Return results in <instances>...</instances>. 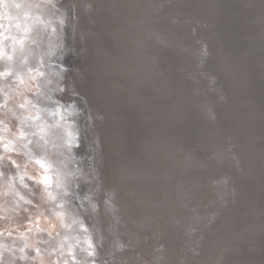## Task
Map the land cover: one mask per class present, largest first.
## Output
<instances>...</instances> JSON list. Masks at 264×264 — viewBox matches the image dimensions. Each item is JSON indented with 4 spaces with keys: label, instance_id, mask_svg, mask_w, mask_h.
I'll return each mask as SVG.
<instances>
[{
    "label": "water",
    "instance_id": "obj_1",
    "mask_svg": "<svg viewBox=\"0 0 264 264\" xmlns=\"http://www.w3.org/2000/svg\"><path fill=\"white\" fill-rule=\"evenodd\" d=\"M59 4L71 5L74 23L81 30L92 28L88 38L83 39L81 33L71 37L69 32L64 37L79 52L65 55L67 69L63 75L68 76L62 80L60 96L67 103L77 97L73 102L81 100L88 116L86 129L90 128L97 145L91 181L96 206L104 212V234L109 235L107 225L112 221L113 230L125 242L132 234H137L140 244L145 237L157 239L166 249L167 261L163 264H174L180 257L185 264H264V115H257L260 120L250 117V106L242 103L233 85L237 71L230 69V73L216 58L210 61L208 68L220 81L222 91L212 75L203 77L211 99L206 113L195 109L194 97L181 87L187 82L185 72L178 69L173 74L160 62L170 89L181 95L173 105L160 88L162 76L157 82L147 83L143 67H127L128 55L123 57L121 49L126 29L118 25L124 20L122 0H59ZM235 26L233 35L245 37L250 24ZM263 45L259 48L264 53ZM255 68V83L264 88L261 68ZM175 141L193 143V150L201 155L171 172L181 181L191 182L184 203L178 195H170L160 177L177 161L176 153L162 151ZM151 165L153 171L148 173L145 169ZM218 175H226L221 187L210 183ZM218 189L225 190L221 202L220 197L209 201L211 209L204 211L200 200L206 193L213 198ZM244 207L251 212L234 227L230 243L226 241L216 251L209 248L212 235L240 217ZM213 208L215 213L211 215ZM195 210L201 214L196 221L192 220ZM88 220L93 223L92 218ZM185 229H190L187 237Z\"/></svg>",
    "mask_w": 264,
    "mask_h": 264
},
{
    "label": "bare ground",
    "instance_id": "obj_2",
    "mask_svg": "<svg viewBox=\"0 0 264 264\" xmlns=\"http://www.w3.org/2000/svg\"><path fill=\"white\" fill-rule=\"evenodd\" d=\"M122 1L125 9L123 16L124 20L120 21L118 25L120 27H124H121L123 31L124 29H126V32H123V38L121 39V49L123 57H126V55H128V57H126L128 58L127 67H143V75L145 78H147V83H149L150 81L157 82V80L161 78L162 70L160 62L164 65V67L167 68L168 71L172 72L173 74H177V70L181 69L183 72H185L187 77V82H182L181 87L189 90L191 95L194 97L193 104L196 107L195 109H199L200 111H204L207 113L208 107L211 104V99L207 92L208 86H206V84H204L203 82V77L212 75V80L215 79L216 87H218V89L222 91V89L219 87L220 81L217 79L216 75H214L208 68L210 65V61H212L213 58H216L223 64L224 67L228 68L230 73V69L233 71H237L238 79L233 77V85L238 90L239 95L242 98L241 100L244 101L242 103L250 106V109L253 112V114L249 113L250 117L254 118L255 120H260V118H257V115H264V88H260V86L256 85L254 71L256 70L255 67H260V76L262 77L264 75V53L261 51L262 49L259 48L260 44H264V3H262L261 0ZM88 4L91 6L92 3L89 2ZM58 7L64 13L63 26L56 25L55 32L44 33L41 36L39 44V55H41L42 57L39 68V72L41 73L38 79L32 82L33 92L38 96L25 98L26 104L29 100L32 101V104L29 105L25 110V116H28L33 110H37L40 114L41 119L39 121L34 122L32 120H29L28 123L29 125H32L33 128L40 131V133L43 135L45 148L50 150V152L53 154L51 160L52 167L54 168L57 164L56 161L58 163H62L68 159V150H77L76 143L78 142V137L76 135L79 134L77 133L78 124L76 123V105L68 104L66 106L67 110L65 112H61L60 116L56 114L57 111L55 109V103L51 95V91L53 92V88L55 87L54 81L51 82L50 80L52 79L50 77L52 76L51 73L53 74L55 71L51 72V70L49 69V67L51 66L46 63V60H50V56L47 58V53L49 54L48 51H50L54 45L62 43V51H59L60 55L58 54L59 56L57 58V64L59 61L63 64V59L65 60L66 50L72 44L70 42H67L68 40L65 41L64 37L66 36L67 32L71 34V31L74 29L73 28L72 30H70V27L73 25H71V23H69L68 21L71 5L64 7L58 3ZM237 23L250 24L249 31L244 34L245 37L233 35L234 28H239L238 25L237 27L235 26V24ZM130 25L131 28H127V26ZM76 29H79V27H77ZM88 30L92 33L91 27H89ZM88 30L84 32V35H81L83 36V39L89 37ZM248 38L252 40L251 43L248 42ZM256 39H258V41H256ZM261 48H264V45ZM57 67L56 69L58 70L59 67ZM233 67H239V70ZM231 75L233 76V74ZM55 76L57 77V74H55ZM162 79L164 80V82L161 83L160 88L166 91L165 99L173 105L176 104L178 102V99L180 100L181 95L178 92L175 93L172 89H170L169 79L166 80L163 76ZM224 96L226 97L225 94ZM178 104L181 106L180 102ZM236 112L238 113V110H236ZM79 127L81 126L79 125ZM30 130V128L25 129V131ZM37 138L38 137H32L33 140H36ZM91 145L93 146V144ZM192 145L193 143L191 142L189 144L188 142L186 143V141H184V143L179 141L177 143L175 141L173 143L165 145L162 149L164 154L168 152L176 153L177 161L175 162L174 166L171 167V169L164 170L160 177L163 184L166 186V188L169 189L171 193L170 195H173V197L178 195V199H180L181 203H184V200L187 197L191 182L188 179L181 181V179L173 175L171 172L177 170L178 168H181V165H183V163L193 160L197 155L201 158L199 151L195 149L193 150L194 147ZM28 147L33 148V144H29ZM228 154H230L231 157L234 156V159H237L235 158L236 156L234 153L231 154L228 152ZM21 159H23V157ZM93 160L95 161V159ZM84 161L82 167V175L80 176L82 177V180L83 178L87 179V177L90 175V167H86L85 163L87 161L85 163ZM0 164H2L0 166V171H4L6 177L7 171L2 167V160H0ZM9 167L11 166L9 165ZM52 167L49 174L46 177L41 178L42 183L50 180V187L48 190L51 194V198L50 200L48 198V202L42 207L32 206V208H30V211L37 213L44 212V215L50 214L51 216L50 219L47 220V225L50 229H54L55 233L48 234L44 230H42V228L36 227H31L29 229L28 227H25L22 229V231L25 232L27 242L34 246V256L32 258L36 257L38 253L44 255L45 259L41 264H78L77 262L80 261L81 258H75L73 257L74 255L70 256L69 251H71V249L73 248L75 250H80L82 252L81 254H83V250L86 249L90 244L85 232H88V234L92 237L94 236V234H100L101 232H104L102 230L104 228V223L102 219L99 218V220H96L97 223H95L92 228L89 226V224L86 223L87 219L85 221L83 218V214L86 210L83 205L86 202L84 201L82 205L81 199L73 196V191L64 190L63 188H61L62 186L59 183L51 184L52 181H56V176L53 174L55 171L52 169ZM151 167L152 165L149 167L147 166L145 170L150 173L153 171V168ZM10 170L12 174L15 175L16 169L12 167V169L10 168ZM84 180L82 182H89L88 179V182ZM223 181H226V175H218V177H215L214 181L211 180L210 183H216V185L219 183V187H221V183ZM85 186L86 184L83 187ZM29 187H31L30 183ZM91 191H93L94 194V190L92 189ZM217 191V196L214 195L213 198H209V194L205 191L204 193L206 194H204L200 202L198 201L199 205H202L204 207V211L207 209V211H209L211 209L210 203L214 201L215 198L220 197V200L218 201L221 202V196L225 195V190L218 189ZM21 195L29 198L26 190H21ZM147 198H149V196ZM148 200L151 201L152 199L149 198ZM105 201L106 206L110 207V209L113 211L112 206L109 205L107 200ZM209 201L211 202L209 203ZM21 203L22 207H20L18 211H22L23 206L28 205L23 204V202ZM2 205L3 204L0 203V207L2 208H0V212H2L0 214L4 215V207ZM12 206L15 207V205L13 204ZM214 211L215 208L211 210L210 214L213 215ZM250 212L251 208H242L241 213H239L240 217L234 219L232 223L226 224L225 229H218L219 232L217 235H214L212 233V239L210 240L211 246L209 248H214V251H216V249L222 247V245H224L226 241L227 243H230V233L243 218L247 217ZM193 214L194 215H192V220L194 221H196L197 217L201 215L199 210H197V212L195 210ZM118 221L119 220H117V222ZM113 225L114 224L112 221L108 222L107 226L108 228H110V233L107 236L110 237V241H108V243L106 244V250H111V248H113V242L111 240H113L114 237H119L120 241L123 242L121 243V246L124 248V250H126V252H128V256H126V258H115V261H119V264H139V262H143L144 260L146 264H163V261H160L162 257L163 259L165 257L167 261L165 251L166 249L162 247L157 239H149V237H145L143 240L144 242L140 244L137 234H132L130 236V239L125 242L122 239L121 235H118L117 230H113ZM189 230L190 229L184 230L186 231L185 237H187V233ZM103 236H101L100 234V240L105 245V242H107L106 239L108 237L104 238L105 236ZM111 237H113V239H111ZM124 243L127 244V246L124 245ZM122 247H119L118 249L120 250V248ZM210 251L212 252V249ZM92 253L89 252V254ZM81 260H83V258ZM110 260L111 262L107 261V263H105L112 264L114 260ZM64 261L67 262L64 263ZM92 264L95 263L93 262ZM174 264L185 263L180 257Z\"/></svg>",
    "mask_w": 264,
    "mask_h": 264
},
{
    "label": "clouds",
    "instance_id": "obj_3",
    "mask_svg": "<svg viewBox=\"0 0 264 264\" xmlns=\"http://www.w3.org/2000/svg\"><path fill=\"white\" fill-rule=\"evenodd\" d=\"M58 3L59 0H0V160L7 171L6 177L0 171V203L5 220L0 232V264H31L34 246L22 231L24 223L10 220L9 213L19 215L21 202L42 207L51 196L50 186L41 178L49 174L53 154L45 148L40 131L29 125V120L39 121L41 117L37 110L25 116L26 108L32 104L31 100L26 104L25 98L38 96L32 82L40 75L41 36L64 24ZM9 165L16 169L15 175ZM21 190H26L29 198L22 196ZM10 202L15 208H9Z\"/></svg>",
    "mask_w": 264,
    "mask_h": 264
},
{
    "label": "rangeland",
    "instance_id": "obj_4",
    "mask_svg": "<svg viewBox=\"0 0 264 264\" xmlns=\"http://www.w3.org/2000/svg\"><path fill=\"white\" fill-rule=\"evenodd\" d=\"M62 4V3H61ZM70 5V4H69ZM69 5H63L64 7L65 6H69ZM87 6L89 7V4H87ZM74 14H73V12H72V10H71V7H70V14H69V18H68V21H69V23H71V25H73V26H71L70 27V30H72L73 28V30L71 31V37H75V34L76 33H81L80 34V36L81 35H84V32L86 31V30H81L80 28L79 29H76L78 26H77V24L76 23H74ZM73 18V19H72ZM76 26V27H75ZM74 32V33H73ZM76 32V33H75ZM82 38H83V36H82ZM74 42H75V39L73 40ZM61 44L62 43H60V44H58V45H54L53 47H52V49L50 50V51H48L49 52V54L47 53V58L49 57L50 58V60H46V63L49 65V66H51V67H49V69L51 70V72L52 71H55L53 74L51 73V79L52 80H50L51 82L52 81H54V87L55 88H53L55 91H57V92H55L54 90H53V92L51 91V95H52V98H53V101H54V103H55V109H56V114H58V115H60L61 116V112H65L66 110H67V105L68 104H74V105H76V107H77V115H76V123L78 124L77 126H78V131H77V133H79V134H77L76 136L78 137L77 139V143H76V146H77V150H68L67 151V156H68V159L65 161V162H62V163H58L57 161H56V166H55V168L54 167H52V169L55 171H53L54 173V175L56 176L55 178H56V181H52L51 182V184H60L62 187L61 188H63L64 190H68V191H73V196L74 197H78L79 199H81V203H82V205H83V203H84V201L86 202V203H84V207H85V212H84V214H83V218H84V220L86 221V219H87V221H86V223L87 224H89V226L92 228L94 225H95V223H97V221L96 220H99V219H102L103 218V214H104V212H102V209H98V206H96L97 205V202H96V197L94 196V194H93V191H91L92 189H93V184H92V181H91V177H93L94 175L93 174H95V171H94V166H95V161L93 160V159H95V150H96V146L97 145H95V143H93V137L92 136H90V134H91V132H90V128L89 129H86L85 130V127H86V125H88V116L86 115V111L82 108V107H84V104H83V102L81 101V100H79V101H81V102H73V100H75L74 98H77V97H74L73 99H70V103H67L68 102V100H66V99H64L62 96H60V93H63V89H64V84L62 83V80L64 79V77H67L68 76V74L67 75H64L63 76V73L62 72H64L65 71V68L66 67H64L65 65H66V63H67V60H63V64L59 61L58 62V64H57V58H58V56L60 55V53H59V51L61 52L62 51V46H61ZM74 43L72 42V44H71V46H69V48H67V50H66V53H69L70 51H74V52H76V53H78V49L76 48V45H73ZM56 52H55V51ZM54 52V53H53ZM51 53V54H50ZM66 53H65V55H66ZM59 54V55H58ZM52 55V56H51ZM54 59V60H53ZM53 60V61H52ZM59 60V59H58ZM51 62V63H50ZM69 62H72V61H68V63ZM53 63V64H52ZM51 64V65H50ZM57 65H58V67H59V69L57 70L56 69V67H57ZM60 65H62V66H60ZM57 67V68H58ZM64 67V68H63ZM67 69V68H66ZM57 72V73H56ZM41 73V72H40ZM55 74H57V77L55 76ZM60 74H61V79H60ZM63 76V77H62ZM54 77V78H53ZM59 77V78H58ZM57 78V79H56ZM53 79H55V80H53ZM57 83H59V84H57ZM58 85V86H57ZM55 92V93H54ZM57 94V95H56ZM81 105H80V104ZM82 112V113H81ZM84 112V113H83ZM84 114V115H83ZM82 115V116H81ZM86 115V116H85ZM85 116V117H84ZM82 119H81V118ZM78 118H79V120H78ZM87 120V122H86V120ZM81 120V121H80ZM79 121V122H78ZM81 123V124H80ZM79 125L81 126V127H79ZM82 125H83V127H82ZM85 125V126H84ZM80 128H81V130H80ZM87 128V127H86ZM76 130H77V128H76ZM82 133V134H81ZM84 134V135H83ZM80 136H83V137H80ZM90 136V137H89ZM87 138H88V140H89V142H88V140H87ZM92 140V141H91ZM91 142V143H90ZM90 144V145H89ZM91 144H93V146L91 145ZM85 145H86V147H85ZM89 145V146H88ZM76 146H75V149H76ZM90 148V149H89ZM95 149V150H94ZM88 150V151H87ZM94 152H93V151ZM90 151H92V152H90ZM86 152H87V155H86ZM85 153V154H84ZM90 154V155H89ZM91 154H93V155H91ZM83 155H84V157H86V156H88V157H86V158H84L83 157ZM93 156V157H92ZM91 157V158H90ZM15 158V157H14ZM22 158V157H21ZM93 158V159H92ZM54 159H56V158H54ZM85 160V161H84ZM83 161H84V163L86 164V167L87 166H89L90 167V175L87 177V179H88V181H87V179L86 178H83V180L85 179L86 180V182H88V183H85V182H82L83 180L81 179L82 177H80L81 175H82V167H83ZM92 163V164H91ZM88 164V165H87ZM52 174V175H53ZM80 179H81V181H80ZM84 180V181H85ZM50 180H47L46 182H44L46 185L48 184V185H50ZM84 184H86V186H88V187H83L84 185L82 184V183ZM88 184V185H87ZM83 185V186H82ZM91 185V186H90ZM85 188V189H84ZM91 189V190H90ZM86 190V191H85ZM83 191V192H82ZM88 192V193H87ZM85 195V196H84ZM88 195V196H87ZM88 202V203H87ZM90 204H91V206H90ZM3 206V205H2ZM76 206H79V205H76ZM90 206V207H89ZM92 207V208H91ZM100 207V206H99ZM1 208V207H0ZM9 208L10 209H13L14 207L12 206V203L10 202L9 203ZM82 208V207H81ZM95 208V209H94ZM2 209V208H1ZM4 209V208H3ZM94 210H95V212H94ZM88 211V212H87ZM95 213H93V212ZM98 211V212H97ZM97 212V213H96ZM102 212V213H101ZM0 213H2V212H0ZM88 213V214H87ZM214 213H215V211H214ZM90 214V215H89ZM99 214V215H98ZM86 215V216H85ZM93 215V216H92ZM94 215H96V216H94ZM98 215V216H97ZM0 225H1V228H0V231H3V227H2V224L3 223H5V220H4V215H2V214H0ZM50 214L49 215H44V212H42V213H37V212H31L30 211V207H29V205H26V206H23V210L22 211H19V215H17L16 214V212L15 211H10V213H9V219L10 220H14V221H16V222H23L24 223V228L25 227H28V229L29 228H31V227H36V228H42V230H44L46 233H48V234H54L55 232H54V229H50L49 227H48V225H47V220L48 219H50ZM100 216H101V218H100ZM87 217V218H86ZM89 217L91 218V217H93L92 219L94 220V221H92L93 222V224L88 220L89 219ZM96 217V218H95ZM99 218V219H98ZM89 221V222H88ZM91 224H92V226H91ZM96 229V228H95ZM91 230V229H90ZM100 233V232H99ZM85 234H86V236H87V238H88V240H89V242H90V244H89V246L86 248V249H84L83 251V254H81L82 252L80 251V250H77L78 251V255H77V251L75 250V249H71V251H69V255L70 256H73V257H75V258H78V257H80L81 259L83 258V260H81L80 259V261H78L77 263L78 264H92L93 262L95 263V264H106L107 263V261L108 262H111V260L110 259H112V261L114 260L115 261V258L117 257V258H126V256H128V252H126V250H124V248L121 246V243H123L122 241H120V239H119V237H114V239H113V237H111V239H113V240H111L113 243H112V246H113V248H111V250H106V244L108 243V241H110L109 239H110V237L109 236H107L106 234H104V232H101L100 234H101V236H103L104 238H107L106 239V241L107 242H105V245H104V243L100 240V234H94V236L92 237L91 235H89L88 234V232H85ZM98 236V237H97ZM94 237H95V239H94ZM115 238H116V240H115ZM100 240V241H99ZM115 240V241H114ZM97 242V243H96ZM116 242H117V245H116ZM103 243V244H102ZM114 243H115V245H114ZM102 244V245H101ZM119 245V246H118ZM124 245H126L127 246V244H125L124 243ZM123 245V246H124ZM99 246H101V247H99ZM90 247V248H89ZM119 247H122V248H120V250L118 249ZM100 248V249H99ZM98 249V250H97ZM102 249V250H101ZM164 249H165V247H164ZM88 250V251H87ZM91 250H93V251H91ZM122 250V251H121ZM124 250V251H123ZM98 251H99V253H98ZM103 251H104V253H103ZM119 251H121V252H119ZM73 252V253H72ZM89 252L90 253H92V254H89ZM98 253V255H97V253ZM100 254V255H99ZM83 255H86V256H83ZM89 255H91V256H89V258H88V256ZM95 255V256H94ZM109 255V256H108ZM118 255V256H117ZM120 255V256H119ZM84 257H85V260H84ZM96 257V258H95ZM103 257V258H102ZM106 259H105V258ZM110 260H108V259ZM44 259H45V257H44V255L43 254H41V253H38L37 254V256L36 257H34V258H32V261L33 262H31V264H41V263H43V261H44ZM92 261V262H91ZM96 261V262H95ZM100 261V262H99ZM104 261V262H103ZM113 261V263L112 264H119V261H115L114 262ZM145 261V260H144ZM139 262V264H146V262ZM160 261H163V262H165L166 261V258L164 257V259H163V257L160 259ZM65 262H67V261H64V263ZM101 262H103V263H101ZM106 262V263H105ZM67 264V263H66Z\"/></svg>",
    "mask_w": 264,
    "mask_h": 264
}]
</instances>
